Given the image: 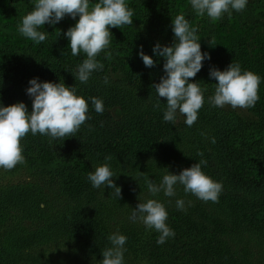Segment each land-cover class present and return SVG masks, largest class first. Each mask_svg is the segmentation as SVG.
I'll return each mask as SVG.
<instances>
[{"label": "trees", "instance_id": "1", "mask_svg": "<svg viewBox=\"0 0 264 264\" xmlns=\"http://www.w3.org/2000/svg\"><path fill=\"white\" fill-rule=\"evenodd\" d=\"M0 1L4 2L6 12L14 16L17 24L18 21L19 24L21 23L22 18L34 6V0ZM153 2L154 0H133V3L139 7L153 4ZM233 13L236 14L232 16L242 24L258 26L264 20V0H248L243 11H233ZM141 34L149 44L155 45L159 42L162 45H171L173 43L170 35L158 34L153 30H142ZM58 38L60 37L50 33L46 40L52 44ZM18 55L25 58V63L27 61L36 63L37 56L32 53L16 50L12 53L13 60ZM148 55L154 56L153 51ZM238 55L239 53L233 56H211L210 60L203 62L204 66L197 76L190 80L200 81L201 85L208 89L206 97L212 95L214 83L218 81L209 77L210 68L224 70L232 61L236 62ZM154 59L157 63L152 68L145 67L143 61H140L134 78L130 77V74L115 77L106 70H102L94 72L87 84H81L71 73L75 69L62 71L63 73L56 76V82L61 79L66 85H75L80 94L85 97L102 98L105 105L104 112L102 114L95 112L94 106L89 102L91 119L81 126L75 136L52 141L47 136L32 135L29 132L21 141L22 146L30 147L33 153L41 154L47 151L51 163L57 167L60 166L58 174L55 175L57 179L51 181L55 182L54 189L58 190V197H61L58 207L59 220L56 223L54 221V225L56 224L59 230L77 236L88 256L92 258L103 259L101 251L109 246L107 237L110 231L106 228L101 214L95 212L97 210L95 196L97 193L100 195L108 192L110 188L95 190L87 179L89 171L94 170L96 165L102 164L104 157L109 155L112 157V168L121 163L126 175L143 170L142 166L162 165L163 163L160 162L169 161L172 158V145L180 141L181 134L186 139H193L196 136L203 138L202 143L197 141H190V143L198 147L199 153H203V157L200 156L199 160L207 161L204 171L215 180L223 182L221 194L225 197L222 203L218 201L216 206L213 203L212 207L225 206V209L232 214L243 209L249 222L255 220L261 228L264 227V123L246 118L230 106L213 107L207 101L199 110L198 120L193 126L188 127L178 123L180 125L178 127L177 124L165 122L163 113L167 100L161 97L160 107H155L157 94L152 87L164 74V59L155 56ZM261 65L264 67V63ZM16 74L8 66H0V101L5 106L23 101L31 111L32 100L26 94L29 83L23 84L17 79ZM105 76L109 78V84L103 83ZM116 108L122 111L120 118L114 114L113 110ZM138 114L143 115V119L137 122L139 123L137 129H132L135 126L132 124V117ZM197 123H203V127L198 126ZM134 131L137 132L136 139L141 143L138 149L130 146ZM212 137L215 138V143L212 142ZM191 145L186 146L193 149ZM190 153L180 158L185 168L195 163L194 154ZM190 162L192 164H189ZM179 165L181 164H175L176 171L174 169L170 172L179 174L183 169L179 168ZM118 175V178L113 179L123 193L128 186L133 187L137 184L135 182L127 185L122 178L123 175ZM19 186L21 185L12 186L13 191L5 193L6 195L2 198V208L9 202L21 200V196L28 188ZM89 190L95 193H89L87 198L81 200V193ZM182 196L185 197L186 211L176 208L175 201L179 197L160 196L161 200L167 204L169 213L167 223L174 229L175 236L168 238L164 244H158V232L146 230L145 226L136 227L135 225L130 231L131 237L135 238L137 244L132 253H148L149 260H153L152 264H155L156 260L157 264H246L237 263L224 251L222 236L227 233V226L210 227L207 223L209 212L205 211L206 204L200 203L193 198L194 195L185 194L184 191ZM187 198L193 201L191 206H188ZM3 213L5 212L2 210L0 216ZM41 219L46 220L45 217ZM17 230L15 227L11 229L14 238H10L5 244L9 251L21 248V245L16 244ZM228 234L233 235L230 230ZM30 240L27 246H32L35 239L32 237ZM5 245L0 247V264H24V259L29 255L25 257L8 255ZM131 248L130 238H128L125 260H130L131 252L128 251ZM261 260L264 261V254Z\"/></svg>", "mask_w": 264, "mask_h": 264}, {"label": "rangeland", "instance_id": "2", "mask_svg": "<svg viewBox=\"0 0 264 264\" xmlns=\"http://www.w3.org/2000/svg\"><path fill=\"white\" fill-rule=\"evenodd\" d=\"M95 2L96 0H93V3ZM128 3L135 13L133 24L125 25L122 28H111L113 35L110 48L97 57L104 64L103 70L113 76L130 74V77H136V69L142 61L138 54L140 46H143V51L146 54H149L154 46L142 36V30H153L158 34L170 35L174 38L172 19L176 15L184 13L190 24L199 29L198 35L201 37L202 51L209 52L213 57L233 56V54L239 53L236 62L240 63L243 69L251 70L264 77V67L261 65L264 63V20L258 26H247L232 16L236 14L233 13L230 18L225 14L221 20L212 21L207 15L206 17L199 16L191 8L190 0H154L153 4L140 7L135 5L133 0H128ZM4 7V2L0 1V66H8L13 69L17 73V79L23 84H28L29 80L34 77H39L42 81L56 82V76L62 71L75 69L86 58V54L83 52L79 56H73L70 47H68L69 41L63 35L70 26L76 23L70 16H66L54 26L46 24L45 29H41L60 38L54 40L52 44L47 40L36 44L19 33V21L18 24L15 23L14 16L6 12ZM246 19L248 18L246 17ZM172 38L171 40H174ZM16 50L36 55V63L27 61L26 63L31 67L29 68L24 62V57L18 55L13 60L12 53ZM106 53L110 55H106ZM15 60H17L16 63H14ZM259 97L260 99L254 107L236 108V110L246 118L264 123V81L259 87ZM113 111L117 118L121 117V109L116 108ZM132 118V124L135 125L132 129H137L139 126L137 122L139 119H143V115H134ZM177 123H179V119ZM179 124H184L183 117ZM179 124H177L178 127ZM197 125L203 127V123H197ZM136 134V131L132 133L131 145L129 144L134 149H138L141 144L136 139ZM179 140L172 145V158L169 161L160 162L163 163L162 165L142 166L143 170L131 172V175H126L123 164L115 165L113 170L117 175H123L122 178L127 185L137 182L133 187L128 186L125 194L121 192L119 199L111 195V191L114 193V190L111 189L104 194L97 193L95 196L97 197L95 212L100 213L104 218L110 234L119 229L121 233L130 238L132 248L128 252H131V258L125 260L126 264H152L153 261L149 260L148 253H132L137 244L130 232L135 225L136 227L144 226L141 222L131 218V214L132 208L137 206L139 199L143 200L149 196L146 178L159 183L167 169L169 171L175 169V164L179 163L181 164L179 168H185L180 158L189 152L194 154L195 163L199 161L198 147L192 146L190 141L202 143L203 138L196 136L193 139H186L181 134ZM186 145H191V148L194 147L195 150ZM23 155L25 163L18 164L11 170L0 169V212L2 210L5 212L0 216V247L4 246L10 238H14L11 229L15 227L18 229V233L15 235L16 244L21 245V248L9 251L5 245L6 253L11 256L18 255L17 257L29 255L24 259V264H99L98 261L101 259L89 257L77 236L59 230V227L54 225V221L56 223L59 220L58 207L61 197H58V190L54 189L56 188L55 182L51 181L57 179L55 175L58 174L60 166L57 167L51 163L47 151L37 154L33 153L30 147H23ZM15 185H21L20 188L26 187L28 190L21 196L20 201L9 202L6 207L2 208L3 196L8 191L12 192V186ZM177 187L179 189H177L176 197L185 199L182 196L183 186ZM95 190L97 189L95 188ZM89 193H95V191L89 190L86 193H81L80 199L87 198ZM160 196H164L163 193L159 194V199H161ZM223 197L225 195L220 194V203H222ZM193 198L206 204L205 211L209 212L207 223L210 227L227 226V233L222 236L223 248L228 255L232 256V260L237 263L264 264V261L261 260L264 254V227L261 228L255 220L249 222L243 209L232 214L225 209V206L212 207L213 203L216 206V202H204L195 196ZM187 201L193 202L190 198H187ZM43 217L46 220L43 221L41 219ZM229 230L233 234L232 236L228 234ZM32 237L35 239L32 246H27ZM155 264H157V260Z\"/></svg>", "mask_w": 264, "mask_h": 264}, {"label": "clouds", "instance_id": "3", "mask_svg": "<svg viewBox=\"0 0 264 264\" xmlns=\"http://www.w3.org/2000/svg\"><path fill=\"white\" fill-rule=\"evenodd\" d=\"M190 4L199 16L207 15L212 21H217L225 14L230 18L233 11H243L248 0H190ZM134 14L128 0H96L95 3L93 0H34L32 10L22 18L18 31L25 38L40 44L50 33L41 30L46 24L54 26L70 16L76 23L63 33L69 41L68 47L73 56H79L81 52L86 54V58L71 73L81 84H87L94 72L104 69V64L97 57L110 48L111 28L132 25ZM172 32L174 40L171 45L157 42L152 49L156 58L164 59V74L152 87L157 94L155 107H160L161 97L167 100L163 113L165 122L176 125L183 117L185 125L193 126L206 101L218 108L231 106L232 109H246L255 106L260 99L259 87L264 77L243 69L240 63L233 61L224 70L212 67L209 77L218 83H214V93L206 97L208 89L200 81L190 80L201 71L203 62L211 59L209 52L202 51L199 29L190 24L184 13H180L172 19ZM138 54L145 67L156 65L157 60L153 55L146 54L142 45ZM28 83L26 94L32 100L31 111L23 101L8 106L0 101V169L11 170L25 163L21 141L29 132L47 136L52 141L75 136L81 126L91 119L89 102L95 112L102 114L105 110L102 98L85 97L75 85H66L64 80L42 81L34 77ZM103 83H110L107 76ZM211 139L215 143V138ZM198 155L203 157V153ZM111 159L110 155L105 156L102 164L89 171L87 179L93 188L114 190L111 195L119 199L121 187L113 179L119 175L113 170ZM206 164L207 161L201 159L183 168L179 174L167 169L159 183L146 178L149 196L139 199L137 206L132 208L131 218L141 222L146 230L158 232V244H164L168 238L175 236L174 229L167 223V204L158 198L160 193L165 197H176L177 186H183L185 194H192L204 202L219 201L223 182L204 171ZM175 204L178 210H187L183 198H177ZM187 204L191 206V201ZM107 239L109 246L101 251L103 259L98 261L99 264H126L127 236L117 229Z\"/></svg>", "mask_w": 264, "mask_h": 264}]
</instances>
